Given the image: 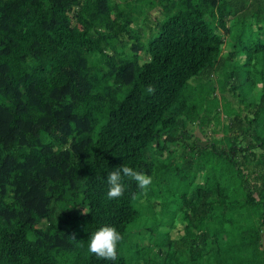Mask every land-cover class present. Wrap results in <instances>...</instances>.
<instances>
[{"label":"trees","instance_id":"obj_1","mask_svg":"<svg viewBox=\"0 0 264 264\" xmlns=\"http://www.w3.org/2000/svg\"><path fill=\"white\" fill-rule=\"evenodd\" d=\"M122 165L180 181L189 262L264 264V0H0V264H131Z\"/></svg>","mask_w":264,"mask_h":264},{"label":"rangeland","instance_id":"obj_2","mask_svg":"<svg viewBox=\"0 0 264 264\" xmlns=\"http://www.w3.org/2000/svg\"><path fill=\"white\" fill-rule=\"evenodd\" d=\"M153 16L158 17L157 14ZM226 52L227 49H224L222 55ZM238 60L243 63L244 57L240 56ZM227 96L229 95L227 94ZM206 134L211 137L210 132L207 131ZM195 136L199 145L205 146L208 144V139L197 129L195 130ZM174 157L177 156L174 155ZM177 160L173 162L175 166ZM162 177L163 179L154 176L146 194L143 192L135 202L138 217L129 226L126 233V240L133 248L130 251V254H132L131 264L137 262L139 264H208V260H212V254L203 252L201 256L196 255L193 262H189L191 249L182 250L178 245H166L163 236L166 234V230L170 231L168 234L172 240L178 239L183 234L180 221L181 211L175 213V209L182 205L180 197L183 187L176 178L167 175ZM197 181L200 182L199 177Z\"/></svg>","mask_w":264,"mask_h":264},{"label":"clouds","instance_id":"obj_3","mask_svg":"<svg viewBox=\"0 0 264 264\" xmlns=\"http://www.w3.org/2000/svg\"><path fill=\"white\" fill-rule=\"evenodd\" d=\"M146 92L154 94L155 88L152 85L147 86ZM122 175L129 177L136 182L138 189L146 194L153 178L142 172L135 171L126 165L117 167L107 175L108 184L107 198L109 200L119 199L124 195L125 186L122 183ZM75 240V233L71 236ZM124 239L123 235L111 226H105L93 233L88 241V252L95 255L98 259L115 261L118 255V244Z\"/></svg>","mask_w":264,"mask_h":264}]
</instances>
